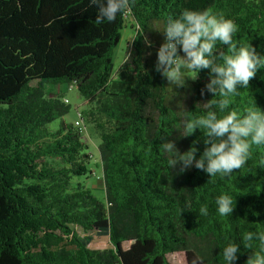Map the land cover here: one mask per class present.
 I'll return each mask as SVG.
<instances>
[{"label": "trees", "instance_id": "1", "mask_svg": "<svg viewBox=\"0 0 264 264\" xmlns=\"http://www.w3.org/2000/svg\"><path fill=\"white\" fill-rule=\"evenodd\" d=\"M185 9L231 19L233 41L264 55V0H131L130 10L101 24L89 0H0V264H191L194 257L226 264L229 243L240 247L234 264H246L259 251L258 241L245 247L243 235L264 231V146L253 145L246 164L225 178L194 166L181 172L170 163L179 153L164 148L169 140L180 153L195 146L199 158L205 133L188 135L185 121L221 99L201 94L210 69L195 80L185 70L183 87L155 70L162 31ZM126 17L135 34L113 78ZM214 52L226 54L227 46L217 42ZM63 86L111 125L96 147L100 199L85 183L94 172L75 125L84 117L75 110L74 122H65ZM238 91L226 112L264 110V68ZM222 194L233 199L231 215L217 211ZM91 232L108 247H88Z\"/></svg>", "mask_w": 264, "mask_h": 264}, {"label": "clouds", "instance_id": "2", "mask_svg": "<svg viewBox=\"0 0 264 264\" xmlns=\"http://www.w3.org/2000/svg\"><path fill=\"white\" fill-rule=\"evenodd\" d=\"M90 6L97 9L95 22H112L118 13L131 8V0H89ZM237 26L231 19L214 14L208 10L196 11L185 9L178 18H170L163 29L164 42L157 51L155 70L167 79L169 85L183 87L185 70L198 73L210 69V80L201 90L219 95L221 99L208 100L204 106L209 109L206 114L185 121L188 135L200 129L205 133L204 150L197 158L195 146L180 153L174 141L164 145L166 151L179 153V160L170 163L174 168L181 164L180 171L191 167L203 170L210 177L230 176L242 168L251 156V148L264 146V110L250 106L240 115L237 110L229 108L230 97L238 95L240 88L249 87L257 71L264 68V55L259 54L251 45H237L233 34ZM217 42L227 46V53L216 55ZM181 51L184 55H181ZM214 106H218L219 115ZM217 211L221 216L231 215L234 211L231 196L222 194L216 198ZM200 214L207 216L206 206L200 208ZM245 247L251 248L254 241L259 242V251L254 252L246 264H264V231H248L243 235ZM239 244L229 243L222 249L226 264H234L238 259ZM202 264L199 258H193L191 264Z\"/></svg>", "mask_w": 264, "mask_h": 264}, {"label": "rangeland", "instance_id": "3", "mask_svg": "<svg viewBox=\"0 0 264 264\" xmlns=\"http://www.w3.org/2000/svg\"><path fill=\"white\" fill-rule=\"evenodd\" d=\"M136 26L130 17H126L124 20L123 28L120 32V42L113 50V78H115L117 72L124 66L128 59V53L130 51V45L135 34ZM62 92L65 93L63 100H68L70 111L64 118L65 122L72 123L75 119V110L82 112L84 121L80 124L82 127V140L86 144L90 157L89 170L94 172V176H89V179L85 182L91 187L92 192L100 199L103 197L101 189V181L95 179V175H98L99 169L94 168V164H98L97 145L100 141V134L102 132H109L111 125L106 120L96 114L95 104L80 99L76 91L67 92L65 87H62ZM57 122L49 127L50 131H54L57 128ZM80 237L84 236L82 231L78 229ZM90 242L88 247L91 249H105L108 247L107 238L99 237L94 232L89 233ZM87 237V236H86ZM176 263V260H174Z\"/></svg>", "mask_w": 264, "mask_h": 264}, {"label": "built area", "instance_id": "4", "mask_svg": "<svg viewBox=\"0 0 264 264\" xmlns=\"http://www.w3.org/2000/svg\"><path fill=\"white\" fill-rule=\"evenodd\" d=\"M75 125L79 127L80 126V121L75 122Z\"/></svg>", "mask_w": 264, "mask_h": 264}]
</instances>
